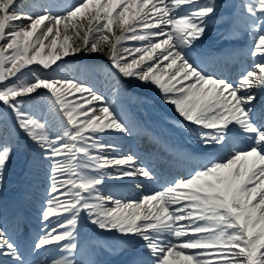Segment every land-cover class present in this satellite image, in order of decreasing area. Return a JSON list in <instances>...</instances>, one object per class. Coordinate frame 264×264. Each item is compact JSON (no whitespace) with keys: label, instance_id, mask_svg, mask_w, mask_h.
<instances>
[{"label":"snow or ice","instance_id":"6c2138e0","mask_svg":"<svg viewBox=\"0 0 264 264\" xmlns=\"http://www.w3.org/2000/svg\"><path fill=\"white\" fill-rule=\"evenodd\" d=\"M16 8L17 0H0V116L11 111L49 162L44 231L33 247L56 255L37 264H80L82 213L101 230L139 238L152 264H264V114L256 111L254 92L264 90V0L240 4L254 62L235 83L206 72L195 52L208 23L219 18L215 0H77L59 12L37 13ZM82 19L89 21L83 35ZM22 20L29 23L17 24ZM126 41L141 46L126 48ZM105 50L123 77L157 86L163 101L196 126L204 149L213 150L186 177L139 199L101 192L107 177L154 178L132 153L104 155L115 150L105 135L128 132L115 103L119 85L109 99L53 68L64 57ZM40 90L49 115L55 111L51 121L43 103L25 105ZM225 148L226 155L216 154ZM14 150L13 141H0V185ZM0 257L28 264L2 226Z\"/></svg>","mask_w":264,"mask_h":264},{"label":"bare ground","instance_id":"6f19581e","mask_svg":"<svg viewBox=\"0 0 264 264\" xmlns=\"http://www.w3.org/2000/svg\"><path fill=\"white\" fill-rule=\"evenodd\" d=\"M24 1L25 0H17V4L20 3V7L17 10L18 12H23V13L33 12V13H37V12H41L43 8H49L51 10L52 9L54 10L58 6L56 4L59 3L57 0H53L52 4L48 6L46 3H49V2H46L45 0H41V1L37 0V1L28 2L29 4L25 5ZM71 4H73L72 0H64V5H68L69 6ZM82 21L85 22L86 24L85 25L83 24L84 27L82 29H80L81 35H83L84 30L87 29L88 23H89L88 19H82ZM25 22H27V20L18 21L17 24H19L20 26H24ZM93 24H94V22H93ZM68 34L71 35L72 32H69ZM79 43H80V41H77V44H79ZM84 54H85V57H87L86 54H88V53L85 52ZM71 65L73 66L74 64L70 63L69 66H71ZM72 66H71V68H72ZM169 71H172V70H169ZM58 73L60 75H62L61 72H58ZM80 76L82 77L81 78L82 81H85L88 84L94 85L96 88L100 89V87L98 86V82L92 80L88 76H83V74L80 75ZM105 138H106V141H108L109 143L113 144L115 147L116 146L119 147V149H118L119 155L127 154V153H132V154H135V155L141 154L142 149H140V147L138 145H136V144H134V146L130 147L128 143L122 141L120 138H114L113 136H110V135L106 136ZM144 140H147V136H143V142H144ZM228 151H230V149H228V148L223 150L222 156L226 155ZM118 185H119L118 182L117 183H115V182L108 183L105 186H103L101 189H104L105 192L113 195L116 198L125 199V197H123L124 194L119 191V188L117 187ZM154 188L157 190L158 186H155ZM52 255H53V253H50V254L46 253L45 255L40 256L38 259L39 260H42V259H45V258L51 259Z\"/></svg>","mask_w":264,"mask_h":264},{"label":"rangeland","instance_id":"374dc122","mask_svg":"<svg viewBox=\"0 0 264 264\" xmlns=\"http://www.w3.org/2000/svg\"><path fill=\"white\" fill-rule=\"evenodd\" d=\"M63 9H65V8H63ZM28 23H29V22H27V23H26V25H27ZM46 42H47V41H46ZM136 47H139V46H136ZM47 51H48V50L46 49V51H45V54L47 53ZM107 52H108V51H107V50H105V51L103 52V54H105V55H106V54H107ZM101 54H102V53H100V55H101ZM135 55H136V56H138V55H140V54H139V53H137V54H135ZM131 58H132V57H130V58H128V59H131ZM102 73H103V72L97 73V75H99V76H100V74H102ZM99 76H98V77H99ZM94 77H95V76H94ZM96 77H97V76H96Z\"/></svg>","mask_w":264,"mask_h":264}]
</instances>
